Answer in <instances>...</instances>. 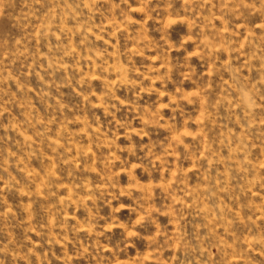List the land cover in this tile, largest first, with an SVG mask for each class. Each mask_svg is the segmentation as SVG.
<instances>
[{"label":"rangeland","instance_id":"rangeland-1","mask_svg":"<svg viewBox=\"0 0 264 264\" xmlns=\"http://www.w3.org/2000/svg\"><path fill=\"white\" fill-rule=\"evenodd\" d=\"M0 264H264V0H0Z\"/></svg>","mask_w":264,"mask_h":264}]
</instances>
